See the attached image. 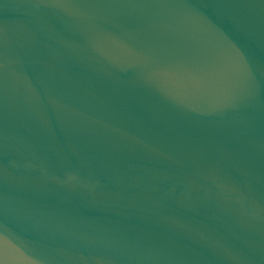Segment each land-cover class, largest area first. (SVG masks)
<instances>
[{
  "label": "water",
  "instance_id": "1",
  "mask_svg": "<svg viewBox=\"0 0 264 264\" xmlns=\"http://www.w3.org/2000/svg\"><path fill=\"white\" fill-rule=\"evenodd\" d=\"M0 264H264V0H0Z\"/></svg>",
  "mask_w": 264,
  "mask_h": 264
}]
</instances>
